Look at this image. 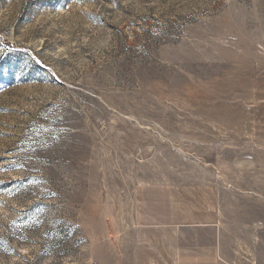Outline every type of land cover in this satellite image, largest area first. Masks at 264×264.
<instances>
[{"label": "rangeland", "instance_id": "1", "mask_svg": "<svg viewBox=\"0 0 264 264\" xmlns=\"http://www.w3.org/2000/svg\"><path fill=\"white\" fill-rule=\"evenodd\" d=\"M161 183L264 263V0H0V264H127Z\"/></svg>", "mask_w": 264, "mask_h": 264}, {"label": "crops", "instance_id": "2", "mask_svg": "<svg viewBox=\"0 0 264 264\" xmlns=\"http://www.w3.org/2000/svg\"><path fill=\"white\" fill-rule=\"evenodd\" d=\"M134 195L135 226L123 246L127 264L247 263L245 247L227 237L229 225L215 197H174L162 183L137 186Z\"/></svg>", "mask_w": 264, "mask_h": 264}]
</instances>
